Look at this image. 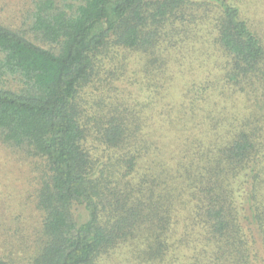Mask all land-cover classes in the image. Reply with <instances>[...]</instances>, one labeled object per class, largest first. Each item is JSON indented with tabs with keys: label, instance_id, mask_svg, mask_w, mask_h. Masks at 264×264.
<instances>
[{
	"label": "trees",
	"instance_id": "1",
	"mask_svg": "<svg viewBox=\"0 0 264 264\" xmlns=\"http://www.w3.org/2000/svg\"><path fill=\"white\" fill-rule=\"evenodd\" d=\"M255 1L32 0L21 26L0 19V141L42 172L30 264L120 247L144 264H264Z\"/></svg>",
	"mask_w": 264,
	"mask_h": 264
},
{
	"label": "rangeland",
	"instance_id": "2",
	"mask_svg": "<svg viewBox=\"0 0 264 264\" xmlns=\"http://www.w3.org/2000/svg\"><path fill=\"white\" fill-rule=\"evenodd\" d=\"M31 4L32 0H0V19L10 26H21L23 13ZM258 5H253V10L259 11L256 18L264 26V0H258ZM6 79L12 86L19 83ZM37 164L38 160L25 158L23 152L0 141V257L15 264L32 263L40 251L43 213L37 203L42 172ZM76 213L83 220L87 218L83 206H78ZM123 249L111 251L99 264H144L129 259Z\"/></svg>",
	"mask_w": 264,
	"mask_h": 264
}]
</instances>
